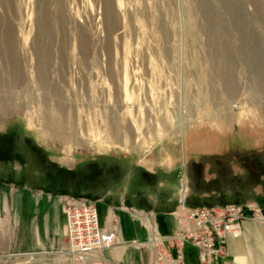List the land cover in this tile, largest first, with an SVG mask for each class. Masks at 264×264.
I'll use <instances>...</instances> for the list:
<instances>
[{"label": "rangeland", "instance_id": "rangeland-1", "mask_svg": "<svg viewBox=\"0 0 264 264\" xmlns=\"http://www.w3.org/2000/svg\"><path fill=\"white\" fill-rule=\"evenodd\" d=\"M10 128L83 182L98 176L89 162L105 166L107 185L82 183L72 192L61 188L70 174L53 187L32 159V170L0 165L1 194L12 202L20 195L26 206L28 196L52 205L65 195L107 197L98 201L104 225L112 211V228L142 231L124 238L125 260L116 254L101 264H153L147 226L184 213V189L196 190L203 171L195 166L186 180L191 160H212L214 169L217 153L233 156L235 146L251 166L258 154L243 152L248 133L264 153V0H0V131ZM142 169L159 172L156 187L130 174ZM239 189L258 195L251 185ZM220 197L203 202H232ZM29 213L18 221L13 210L10 225L0 216V236L10 228L12 244L19 240L10 253H27L2 257L0 240V263L45 255L29 254L39 236ZM61 235L56 248L38 252L53 261L50 252L66 243Z\"/></svg>", "mask_w": 264, "mask_h": 264}, {"label": "crops", "instance_id": "crops-1", "mask_svg": "<svg viewBox=\"0 0 264 264\" xmlns=\"http://www.w3.org/2000/svg\"><path fill=\"white\" fill-rule=\"evenodd\" d=\"M254 134L248 133V135L245 138V141H247L246 145L243 147V152H247L250 154L254 153H262L263 149L256 145L253 141L252 138ZM234 146V154L233 156L230 155H225L229 153H220L216 155L217 162H219L216 167L213 169L208 159L204 160H197V159H192L190 164H192V168L186 170V180L188 179L190 182L192 181V176L191 173L193 171V168L195 166H198L199 168H202V174L200 175V178L198 179L199 187L195 190H192L190 193H188L187 198H186V205L189 203V207L186 206L187 209L189 208H195L200 207V206H206V205H215V204H225L224 202H216V203H210L206 204L203 201H210L212 199H218L221 198L220 195L221 191L217 189L216 186L208 188V185L217 183V184H222V186H225V197L227 199H232V202H226V203H237L238 201L236 200H243L246 205H250V208H248V215L253 214V209L254 208H261L264 207V186L262 184H259L257 186H252L251 179L252 175L249 169L247 170L245 160H242L241 157L237 156L238 151ZM225 155V156H224ZM257 156V155H254ZM225 163V164H224ZM264 167V163H262ZM148 170V169H146ZM149 172L156 174L157 178L153 179V184L154 187L159 182V172L158 171H152L148 170ZM130 174L131 171H130ZM255 176V175H254ZM256 177V176H255ZM250 178V180H247ZM264 180V171L262 172L261 175H259L258 179L255 180L256 183L261 182ZM123 181V180H122ZM131 181V177L129 178V184ZM149 183V182H148ZM151 185L150 183L147 184ZM246 185H251L258 193V195H236V191H241L239 189L240 187H246ZM189 188V187H188ZM108 189H115V186H111ZM133 189V188H132ZM250 189V188H249ZM142 189H135V192L133 193L134 197L139 198L140 192ZM112 190H110L111 193ZM21 194V193H20ZM213 194V195H212ZM241 194V193H240ZM107 196V195H106ZM143 196V195H142ZM107 197H104V199L100 201H104ZM21 197L19 195L18 199L17 197H14L13 202L11 201L10 195H4L0 193V216L3 217L2 223L10 225V218H11V213L12 211H16L18 221L24 218L26 215V209L29 208V215H31V218L34 219V222L38 229L36 230L39 233V236H36V240L33 244V247L35 248L34 253H29L33 255H42L45 253V255H42V258H31L28 261H16V260H10V261H4L0 264H53V262L47 258V251H40L41 248L45 249L46 247H53L56 248L59 244L62 243V238L61 234L65 233L66 234V217H65V212L63 208V204L61 202H58L55 205H52L49 201H44L42 204V200H39L37 202V199L32 198L31 196H28V200L26 204L28 203V207L25 205L24 202H22ZM18 200V202H16ZM202 201V202H201ZM98 209H100V206L98 205V201H95ZM42 204L43 207H38V205ZM13 207V208H12ZM13 209V210H12ZM100 214V212H99ZM164 217H161L162 221L164 224L163 226L159 225V221L157 222V228L158 231L161 234H165L170 232V229H175L177 228L180 229L181 227H185L188 225L189 221L185 216V213H181V210L179 211H173V212H168L165 213ZM101 216V215H100ZM102 219V217H100ZM7 220V223L5 222ZM114 220V214L112 211H110L107 214V219H106V224L108 223L109 225L111 222ZM122 220V218H121ZM128 220L125 218V221ZM129 221L131 224H135L133 220L129 218ZM156 223V221H155ZM136 225V224H135ZM138 226V225H136ZM146 226V225H145ZM141 228V226H139ZM130 228V227H129ZM146 228V227H145ZM170 228V229H168ZM118 229V228H116ZM147 232L151 236V230L148 229L147 227ZM241 230L242 233L238 237L230 236L228 238L227 244H226V254L217 256L214 258L212 264H264V219L262 218H257V217H247L244 220L241 221ZM142 231V228H141ZM141 231H133L132 229H127L126 228H120L118 229V245L114 246L111 249H106L103 251L104 259L106 260V257L113 256L117 254V257H121V260L125 258L123 256V253H125V249L128 246V243L125 241L124 238H129V237H136L141 234ZM4 232L7 233H2L0 236V240L3 242V245H7L6 250L0 251L2 252V257L5 256H20V255H27V253L19 252V253H10L12 251L11 249L16 247L18 245L19 240L15 239L14 243L12 244V239L10 236L11 229H4ZM131 239V238H129ZM126 242V246L122 245V243ZM135 242H140L138 240L133 241ZM135 245V244H134ZM136 246V245H135ZM142 246V245H141ZM21 247V245L19 246ZM138 247V246H137ZM186 264H203L202 261L200 260L199 257V252L196 247H194L191 244H188L186 246ZM51 253V252H50ZM121 254V255H120ZM46 256V257H44ZM137 257V256H136ZM125 260V259H124Z\"/></svg>", "mask_w": 264, "mask_h": 264}, {"label": "built area", "instance_id": "built-area-1", "mask_svg": "<svg viewBox=\"0 0 264 264\" xmlns=\"http://www.w3.org/2000/svg\"><path fill=\"white\" fill-rule=\"evenodd\" d=\"M182 210L189 223L178 230L157 235L153 244V264H186V246L193 245L203 264H212L217 256L226 254L230 236L241 235V221L247 217L264 219L260 208L248 215L250 205L225 203L186 208L187 188L184 189ZM66 217V243L51 252L53 264H101L103 251L115 246L118 231L101 222L96 202L87 196L65 195L60 198ZM152 240V235L150 239ZM163 246V249L160 246Z\"/></svg>", "mask_w": 264, "mask_h": 264}, {"label": "flooded vegetation", "instance_id": "flooded-vegetation-1", "mask_svg": "<svg viewBox=\"0 0 264 264\" xmlns=\"http://www.w3.org/2000/svg\"><path fill=\"white\" fill-rule=\"evenodd\" d=\"M18 145H20L22 149H16V146ZM45 154L46 153L44 152L42 146L39 145L35 141V139H32L27 135H22L17 128H10L5 131H0V165L4 164L6 166H10L14 161H18L19 163L25 165L27 170H32L34 168L32 159H34V161L41 163L40 167L36 168L37 171H34V173H43L47 177V179H49L53 187L58 186V178L56 177H63L65 181L69 182L68 180H66V178H68L69 175L72 174L74 178L73 180H71V182H69V184H67L66 186L61 184V188L67 189L72 192L74 191L72 189L75 186H77L78 184L82 186V183L83 185H85L84 183H87V187H89V185H96L95 187H89V189H96L98 187L97 185L101 183H103L101 187H105L107 185V183L102 182L101 180L105 175V166L99 164L97 165L95 161L89 162L91 170H93V172H98V176L100 177L98 179L99 182L96 181L97 179L94 180V177H98L97 175L93 177V182H91L92 180H86L83 182V179H78V174L75 168L66 167L65 165L58 164L56 161L51 159L48 160ZM110 170L116 172L118 169L117 167L112 166ZM131 173L132 177L137 174L136 177H139L140 180H143L145 178L150 181L154 178H157L156 174H153L146 169H142L136 172L134 170H131ZM86 175L87 173L84 176ZM149 183L151 185L153 184V182ZM69 185L71 186L70 189L68 188ZM129 185L131 186V181ZM53 187L50 188L53 189ZM93 198H95V200L93 199L94 201L101 200V197L98 195H94Z\"/></svg>", "mask_w": 264, "mask_h": 264}, {"label": "trees", "instance_id": "trees-1", "mask_svg": "<svg viewBox=\"0 0 264 264\" xmlns=\"http://www.w3.org/2000/svg\"><path fill=\"white\" fill-rule=\"evenodd\" d=\"M264 153H258V155L256 156L257 158V160H255V162H251V166H249V164H248V166H247V162L245 161V164H246V167H247V170L249 169V171L251 172V177H252V179H254V181L253 182H251L252 183V186H257L258 184H262V186H264V180H262L261 182H259V183H256L255 182V180L256 179H258V177H259V175H261L262 174V172L264 171V167H263V165H262V163H264V155H263ZM256 177H255V176ZM218 185V187H219V185H221L222 186V184L220 183V184H217ZM217 187V186H216ZM218 187H217V189H218ZM219 188H221V189H223V191H221V194L222 195H226V193H225V186L223 185L222 187H219ZM219 190V189H218ZM220 191V190H219ZM236 195H241L240 194V192L239 191H236V193H235ZM224 203H226V202H224ZM237 203H241V202H237Z\"/></svg>", "mask_w": 264, "mask_h": 264}, {"label": "bare ground", "instance_id": "bare-ground-1", "mask_svg": "<svg viewBox=\"0 0 264 264\" xmlns=\"http://www.w3.org/2000/svg\"><path fill=\"white\" fill-rule=\"evenodd\" d=\"M182 191H183V189H182ZM184 196V195H183ZM142 215V214H141ZM143 216V215H142ZM141 216V217H142ZM146 216H148V215H146ZM143 218V217H142ZM150 218V217H149ZM148 218V219H149ZM148 219H147V217H144L143 219H142V221L145 223V222H147L148 224L149 223H151V221H150V219H149V221H148ZM146 223V224H147ZM148 227V226H147ZM114 229H116V228H114ZM148 229L149 230H151V233H152V240H149V244H150V246H152L153 247V244H154V241H155V236L157 235V232H156V229H155V226H152L151 224L149 225V227H148ZM117 230V229H116ZM118 231V230H117ZM119 238V234H118V237H117V239ZM118 241V240H117ZM137 244H142V243H137ZM117 245V242H116V244H115V246ZM123 245H126V243H124Z\"/></svg>", "mask_w": 264, "mask_h": 264}, {"label": "water", "instance_id": "water-1", "mask_svg": "<svg viewBox=\"0 0 264 264\" xmlns=\"http://www.w3.org/2000/svg\"><path fill=\"white\" fill-rule=\"evenodd\" d=\"M260 211H261L262 215L264 216V207H261Z\"/></svg>", "mask_w": 264, "mask_h": 264}]
</instances>
